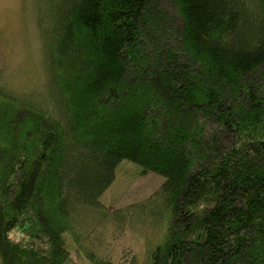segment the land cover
<instances>
[{
  "label": "trees",
  "instance_id": "trees-1",
  "mask_svg": "<svg viewBox=\"0 0 264 264\" xmlns=\"http://www.w3.org/2000/svg\"><path fill=\"white\" fill-rule=\"evenodd\" d=\"M42 5L53 95L0 93V264H70V245L138 264L101 255L100 225L150 218L141 264H264V0ZM122 166L164 182L108 215Z\"/></svg>",
  "mask_w": 264,
  "mask_h": 264
},
{
  "label": "rangeland",
  "instance_id": "rangeland-1",
  "mask_svg": "<svg viewBox=\"0 0 264 264\" xmlns=\"http://www.w3.org/2000/svg\"><path fill=\"white\" fill-rule=\"evenodd\" d=\"M43 8L42 0H0V93L28 105L34 102L46 104L44 88L48 95H53L48 49L38 31ZM136 173L132 166L120 167L116 180L101 198L108 215L147 202L164 182L163 178L152 173L135 177ZM90 212V215L89 212L80 214V217L85 216L83 221L89 226L105 217L101 210ZM80 217L78 214L77 220ZM151 223L152 218L144 227L127 223L121 229L112 220L106 222V227L101 224L99 230L105 240L101 255H108L114 262L137 258L141 264L152 242L157 243L163 234V229L151 230ZM92 235L90 233L89 238ZM22 236L21 232L17 233L18 238ZM68 241L72 244L71 239ZM86 245L85 241L81 243L82 247ZM70 247L73 255L70 264H92L77 246Z\"/></svg>",
  "mask_w": 264,
  "mask_h": 264
}]
</instances>
